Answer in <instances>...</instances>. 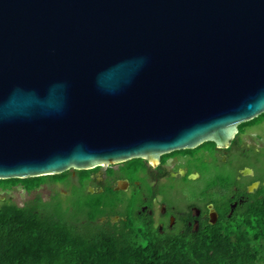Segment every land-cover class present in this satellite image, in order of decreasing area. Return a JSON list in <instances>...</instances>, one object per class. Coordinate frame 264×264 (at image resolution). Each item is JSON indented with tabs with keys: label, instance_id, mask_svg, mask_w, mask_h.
Wrapping results in <instances>:
<instances>
[{
	"label": "water",
	"instance_id": "obj_1",
	"mask_svg": "<svg viewBox=\"0 0 264 264\" xmlns=\"http://www.w3.org/2000/svg\"><path fill=\"white\" fill-rule=\"evenodd\" d=\"M262 113L264 0H0V180L228 147Z\"/></svg>",
	"mask_w": 264,
	"mask_h": 264
},
{
	"label": "trees",
	"instance_id": "obj_2",
	"mask_svg": "<svg viewBox=\"0 0 264 264\" xmlns=\"http://www.w3.org/2000/svg\"><path fill=\"white\" fill-rule=\"evenodd\" d=\"M262 122L264 113L243 122L240 133ZM214 146L215 143L208 142L194 150L172 152L165 158L196 159L202 151H213ZM200 165L193 170L205 178L207 173ZM78 172L80 177L84 176L81 186L73 183L71 171L55 176L0 180V190L6 191L23 186L31 193L48 183H72L75 189L84 191L69 208L63 205L59 195L48 201L37 197L35 202L24 206L2 204L0 264H264V184L240 212L229 218L225 211L217 225L205 223L195 232L185 229L184 217L190 215L187 212L177 210L182 228L177 227L178 219L172 229H160L154 214L141 208L145 203L137 193L135 200L127 203L125 192L112 189L89 192L86 180L90 171ZM112 174L110 170L109 175ZM226 177L210 178V185L198 195L201 201L188 207L217 206L216 194L223 191L227 194V190H234L238 184L237 178L231 184ZM226 194L224 199L228 198ZM167 204L168 214L175 212Z\"/></svg>",
	"mask_w": 264,
	"mask_h": 264
},
{
	"label": "flooded vegetation",
	"instance_id": "obj_3",
	"mask_svg": "<svg viewBox=\"0 0 264 264\" xmlns=\"http://www.w3.org/2000/svg\"><path fill=\"white\" fill-rule=\"evenodd\" d=\"M240 128L234 139L230 142L228 147L218 148L216 145L213 148V151H205L206 155H203V160L197 158L199 164L209 163L212 165L214 162H220L224 164H231L234 162V157L236 154L241 156L244 159V164H242L238 170V184L234 187V190L229 194L227 199H224L225 191L218 192L217 197V206L216 204L208 205H197L187 207L186 212L190 214L189 216L184 217L185 229H192L193 231H198L201 225L209 223V214L210 209L209 205L214 206V209L217 212V221L214 225H217L221 219V214L227 211V217L234 216L237 212H240V208L245 206L248 199L256 195L262 188L264 182L263 178L259 176L257 166L253 163L252 153L254 151L258 152V156L261 155V149L259 148H248L246 150L242 149V141H238V138L241 139ZM238 141V142H237ZM167 155V154H166ZM258 156L256 159H258ZM176 157L165 158V155H162L156 165L151 163L147 159L139 160H129L122 163H116L104 167H97L90 171V175L86 180L87 191L94 193L97 189L100 192H103L106 189H112L114 191H121L125 193L133 194L138 193L143 202L145 203L141 208H146L145 212H150L154 214V218L159 227L166 228L170 227L171 229L177 225V221L181 218L177 214L179 207L173 204L171 206L175 212L168 214L167 200L170 199L166 196L167 191L173 190V186L166 187V192L164 193L165 181L171 179L182 180L183 182L188 181V177L191 174H197L200 179L201 176L198 171L193 170L197 164L195 158L190 156H182V158L176 162L171 161ZM112 171V176L109 175V171ZM247 170H251L245 174ZM182 171H185L186 175H182ZM71 178L73 183L77 186L84 184L83 177L79 176L78 171L72 170ZM226 176V175H224ZM85 179V178H84ZM88 184H91L95 189H91ZM137 186V187H136ZM119 188V190H116ZM153 194L156 196L153 198ZM229 200H231L229 202ZM152 201V202H151ZM228 202V204H227ZM152 206V208H150ZM155 206H159V211H156ZM193 207H198L200 211L194 209ZM183 212V211H182ZM173 221V224H171Z\"/></svg>",
	"mask_w": 264,
	"mask_h": 264
},
{
	"label": "rangeland",
	"instance_id": "obj_4",
	"mask_svg": "<svg viewBox=\"0 0 264 264\" xmlns=\"http://www.w3.org/2000/svg\"><path fill=\"white\" fill-rule=\"evenodd\" d=\"M241 141L243 150H246L249 147L261 149V155L258 156V152L253 148L252 151L254 152L252 153V159L253 163L257 166L259 176L264 179V122L247 127L246 132L241 135ZM208 146H211V144ZM203 155H206L205 151L200 152L196 156L195 161H197V164H199L197 158L203 160ZM257 156L258 159H256ZM179 158L181 159L182 156H176V158L171 161L176 162L177 160H179ZM242 164H244V159L236 154V156L234 157V162H232L230 165L220 162H214L212 163V165L208 162L202 163L200 166L205 169L207 173V176L205 178L188 180L186 182L177 179L165 181L164 193L166 192V187H168L169 185L173 186V190L167 191L168 194H166V196L170 198L167 200V202L171 205H177V207H179L178 210L186 212L188 205L198 204L201 201L200 198H198V195L201 194L205 189H207L208 185H210L208 184L210 178H213L217 175H226V179L229 181V183L234 184L238 176V170ZM88 185L91 189H95L93 185ZM231 192V190H227L226 195L229 196ZM133 193L134 191L127 194V196L125 197V202L127 200V203H130L132 200H135L134 197H137V195L136 193ZM83 194L84 191L80 190V188L75 189L72 183H48L31 193H28V191H26L23 186H19L8 191L0 190V207L5 202L24 206L27 202H35L36 199L34 198L37 197L42 198L44 201H48L49 199L53 200L54 198L58 197L57 195H59V197L61 198L60 200L63 202V205L66 208H69L76 203L77 196H81ZM138 196L140 197V200L143 201V198H141L139 194ZM155 208L156 211H159L160 207L155 206ZM182 225L183 221L182 219H179L177 227L182 228Z\"/></svg>",
	"mask_w": 264,
	"mask_h": 264
}]
</instances>
